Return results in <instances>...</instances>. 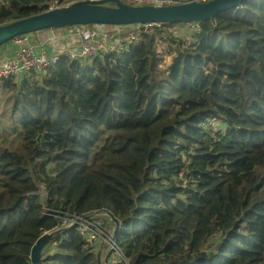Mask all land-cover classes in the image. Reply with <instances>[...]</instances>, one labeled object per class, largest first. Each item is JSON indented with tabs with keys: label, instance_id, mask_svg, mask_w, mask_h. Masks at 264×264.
Masks as SVG:
<instances>
[{
	"label": "trees",
	"instance_id": "16d2710c",
	"mask_svg": "<svg viewBox=\"0 0 264 264\" xmlns=\"http://www.w3.org/2000/svg\"><path fill=\"white\" fill-rule=\"evenodd\" d=\"M43 2L0 0V25ZM194 23L187 40L151 24L120 52L68 48L0 77V264H31L42 234L101 210L125 264H264V0ZM80 225L43 264H99Z\"/></svg>",
	"mask_w": 264,
	"mask_h": 264
},
{
	"label": "water",
	"instance_id": "95a60500",
	"mask_svg": "<svg viewBox=\"0 0 264 264\" xmlns=\"http://www.w3.org/2000/svg\"><path fill=\"white\" fill-rule=\"evenodd\" d=\"M245 1L186 0L181 2V0H175L159 4L132 5L122 0H79L0 25V48L21 35L69 26H87L90 29L97 23L123 25L204 22ZM87 34L88 32H85V35ZM87 218L88 216L84 217V219ZM112 219L116 225L115 234L120 235V221L113 213ZM65 228L60 226L40 236L31 249V264H43V249L56 233Z\"/></svg>",
	"mask_w": 264,
	"mask_h": 264
},
{
	"label": "built area",
	"instance_id": "2783aa9c",
	"mask_svg": "<svg viewBox=\"0 0 264 264\" xmlns=\"http://www.w3.org/2000/svg\"><path fill=\"white\" fill-rule=\"evenodd\" d=\"M126 4L132 5H146V4H159L162 2H174L175 0H122ZM198 2H206L210 0H195ZM46 8L51 9L62 6L60 0H44L42 3ZM194 23V22H187ZM199 24V23H198ZM151 23L147 24H132L130 26H116L113 24H95L90 27L87 26H69L62 28H54L55 32L53 36L62 37V41L65 42V37H75L73 41L74 45L71 52L75 56L86 57L87 59H95L96 57L104 55L107 51H114L117 47H123L124 45V33L126 32H139L145 26H150ZM186 29L193 30L190 26H185ZM51 29V30H54ZM61 31H67L68 35L60 34ZM85 32H88L85 35ZM178 33L185 32L179 29ZM26 35L16 37L13 41L22 47L19 58L17 60L9 61L5 66L2 67L1 77H9L14 75L22 74L26 68L39 67L42 63L46 62L47 56L49 55L47 50H43L40 54H37L31 45L27 43ZM81 37L78 43L77 39ZM74 220H80L79 217H73ZM83 234L86 236V240L91 245H96L98 238L101 239V244L106 243L110 246L108 250V258L112 261V264H124L125 257L120 251V243L118 237L115 236V227L108 224L105 218L93 220L88 218L84 222ZM120 261H123L121 263Z\"/></svg>",
	"mask_w": 264,
	"mask_h": 264
},
{
	"label": "crops",
	"instance_id": "0c3cea01",
	"mask_svg": "<svg viewBox=\"0 0 264 264\" xmlns=\"http://www.w3.org/2000/svg\"><path fill=\"white\" fill-rule=\"evenodd\" d=\"M54 30H45L40 32H35L28 34L26 36L27 43L32 46L34 51L37 54H40L43 50H47L49 54H60L61 52L65 51L64 49H68L71 51L73 48L74 42L71 44H65L62 41V37L53 36ZM57 39H60L61 42L56 41ZM50 43L52 44L53 50L51 51L49 49ZM158 48L160 51H162L158 45ZM22 47L19 46L16 42H10L6 46H3L0 48V68L5 66L9 61L11 60H17L19 58V54ZM163 52V51H162ZM97 246V244H96ZM100 246L102 247V244L100 243Z\"/></svg>",
	"mask_w": 264,
	"mask_h": 264
},
{
	"label": "clouds",
	"instance_id": "9594fccd",
	"mask_svg": "<svg viewBox=\"0 0 264 264\" xmlns=\"http://www.w3.org/2000/svg\"><path fill=\"white\" fill-rule=\"evenodd\" d=\"M47 9V8H46ZM97 24H105V23H97ZM95 25V24H94ZM28 35V34H27ZM125 45V44H124ZM124 45L123 47H117L115 49H113L114 51H117V52H120L123 48H124ZM107 52H111V51H107ZM100 57V56H99ZM98 58V57H96ZM91 60V59H89ZM171 62V57L170 56H167L165 59H164V68L165 69H168L169 68V63ZM98 212H102V213H98ZM96 214V216H92V217H89L88 218H93V220H96V219H100V217L102 218H105L107 221H110V225L114 226L115 229H116V225H115V222L113 221L112 219V211L110 210H101V211H98ZM114 214V213H113ZM86 217V216H84ZM83 217V218H84ZM87 218V219H88ZM66 220H68V225H70L71 227L75 225V223H72V221L74 220V218H66ZM121 226H120V235L122 232V223L120 222ZM84 223H82L80 225V236L84 239V241L86 242L87 246H89L92 250H94L97 255H98V260H99V264H112V261L108 258V250L110 248L109 245H107L106 243H103L102 244V247L98 248L96 245H91L87 240H86V236L83 234V228H84ZM115 233V232H114ZM120 235H116L117 237H119ZM91 246H96V247H91ZM120 251L122 252V254L124 255L125 257V251L124 249L121 247L120 245ZM121 263H123V261H120ZM125 262H126V259H125ZM125 264V263H124Z\"/></svg>",
	"mask_w": 264,
	"mask_h": 264
},
{
	"label": "rangeland",
	"instance_id": "374dc122",
	"mask_svg": "<svg viewBox=\"0 0 264 264\" xmlns=\"http://www.w3.org/2000/svg\"><path fill=\"white\" fill-rule=\"evenodd\" d=\"M156 25H160V24L154 23L153 26H156ZM185 26H190L193 30H200L201 27H202L201 24H198V23H176V24L170 25V28L172 29V31H174V33H175V37H176V38L183 37V39L187 40L190 36H189V37H186V36H187V31H188L189 29H186ZM147 28H148V27H147ZM179 29H181L182 32L184 31L185 34L183 35L182 33H178ZM142 30H143V29H142ZM61 33H62L63 35H68V32H67V31H61L60 34H61ZM130 34L134 35V32H126V33H124V36L130 35ZM64 39H65V42H67L68 44H71L73 41L76 40V38H75L74 36H73V37L66 36ZM80 40H82L81 37H79V38L77 39L76 42L78 43ZM158 45H159L160 49L163 51V54H167V53H168V50H167V48H166V46H165L164 44H162V43L160 42V43H158ZM49 49H50L51 51L53 50V47H52V44H51V43H50V45H49ZM68 53L73 54L70 50H68ZM168 56H170V55H168ZM83 59L88 60L87 58H83ZM83 59H82V60H83ZM91 61H92V60H90V62H91ZM1 72H2V67L0 68V77L2 76V75H1ZM33 78H35V75H33ZM4 103H5V99L0 100V105H3ZM211 124L214 125V127H217V125H218V121H216V120H212V121H211ZM96 215H97V214H96ZM96 215H91V216H89V217L96 216ZM61 221L63 222L62 219H61ZM85 221H86V219H84V218H80V220H73L72 223H75V224L80 223V224H82V223H84ZM65 225H67V224H65ZM68 226H69V228H71L70 225H68ZM69 228H68V229H69ZM68 229H67V230H68ZM124 230H125V229L122 228V231H124ZM49 243H50V242H49Z\"/></svg>",
	"mask_w": 264,
	"mask_h": 264
},
{
	"label": "bare ground",
	"instance_id": "6f19581e",
	"mask_svg": "<svg viewBox=\"0 0 264 264\" xmlns=\"http://www.w3.org/2000/svg\"><path fill=\"white\" fill-rule=\"evenodd\" d=\"M64 227H66V228H69V226L68 225H63Z\"/></svg>",
	"mask_w": 264,
	"mask_h": 264
},
{
	"label": "flooded vegetation",
	"instance_id": "af4514ba",
	"mask_svg": "<svg viewBox=\"0 0 264 264\" xmlns=\"http://www.w3.org/2000/svg\"><path fill=\"white\" fill-rule=\"evenodd\" d=\"M46 10H51V8H50V7H48ZM46 10H45V11H46Z\"/></svg>",
	"mask_w": 264,
	"mask_h": 264
}]
</instances>
